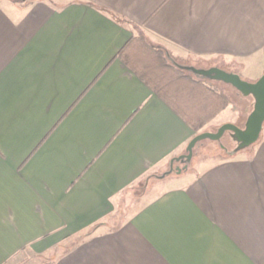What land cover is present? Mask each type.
Segmentation results:
<instances>
[{
  "label": "crops",
  "instance_id": "obj_1",
  "mask_svg": "<svg viewBox=\"0 0 264 264\" xmlns=\"http://www.w3.org/2000/svg\"><path fill=\"white\" fill-rule=\"evenodd\" d=\"M137 31L264 75V0H0V264H264V128L251 152L184 158L198 131L120 58Z\"/></svg>",
  "mask_w": 264,
  "mask_h": 264
},
{
  "label": "trees",
  "instance_id": "obj_2",
  "mask_svg": "<svg viewBox=\"0 0 264 264\" xmlns=\"http://www.w3.org/2000/svg\"><path fill=\"white\" fill-rule=\"evenodd\" d=\"M119 55L127 67L196 131L230 105L221 89L170 64L164 51L143 34L135 35Z\"/></svg>",
  "mask_w": 264,
  "mask_h": 264
},
{
  "label": "rangeland",
  "instance_id": "obj_3",
  "mask_svg": "<svg viewBox=\"0 0 264 264\" xmlns=\"http://www.w3.org/2000/svg\"><path fill=\"white\" fill-rule=\"evenodd\" d=\"M138 34L145 35L141 31H137V35ZM147 39L149 40L148 37H147ZM149 42L152 43L150 40H149ZM164 55L167 57L168 62L170 64L175 65L178 68H181L184 72L192 75L193 78H195L197 80H204L205 79V80L209 81L211 84H213L214 86H216L217 88L221 89L228 96V100L230 102V105L232 103H234L239 108H241V110L243 112L246 113L245 114L246 115L245 120L239 121L238 127L243 129V130L247 129V124L249 122V118H250V116L254 110V106L256 103V98L253 95H249V96L247 95L246 96V95L242 94L239 90H237L231 84H227V83L219 81V80L205 78V77H202L201 75H198V73H196V71H207V70L213 69V67H209L208 64H206L204 62L196 61L194 59H188V60L175 59L173 57H168L165 52H164ZM219 62H220L221 67H219L218 69L224 70L227 73L235 74V73H232V70H238L236 68L238 65L235 62L234 63H231V62L228 63L225 60L216 61V63H219ZM234 65H236V66L234 67ZM199 66H201V67H199ZM243 96L249 97V98H247L245 100V98H243ZM219 129H220V127H216L215 122H213V119H212L207 125H205V127H202L200 130H198L197 136L200 134H203V133H217ZM260 137H261V135H260ZM260 137H259V139H260ZM259 139H258V141H259ZM256 143L243 147L242 143L236 138L234 133L227 132L225 134V136L220 141L214 142V141H210V140H204V141L199 142L196 145V147L194 148L192 161L195 160V158H197V156L203 154L204 148H207L208 146H214V147H216L215 149H217V150H215V149L211 150V154L217 153V151L218 150L220 151L222 148L224 151L223 155L225 157H227V156L233 157V156H237L240 154H245L246 151L251 152L254 148V145H256ZM206 151H208V150H206ZM188 161L185 159V162H183L181 164H176L173 167V170L175 171L174 174L178 175L179 173L181 174V173L187 172L188 170L193 168L189 164ZM60 253H61V251L55 249L51 252H48L46 254L41 255V254L35 253L34 251H32L30 249H24L21 253H19V255L14 260L10 261L8 264H56L59 256L61 255Z\"/></svg>",
  "mask_w": 264,
  "mask_h": 264
},
{
  "label": "water",
  "instance_id": "obj_4",
  "mask_svg": "<svg viewBox=\"0 0 264 264\" xmlns=\"http://www.w3.org/2000/svg\"><path fill=\"white\" fill-rule=\"evenodd\" d=\"M28 1V0H23ZM198 75L205 78L219 80L233 85L244 95H253L256 98L254 110L249 118L247 129L243 130L234 124H225L220 127L217 133H203L196 136L188 146V155L184 158L191 160L196 145L204 140L220 141L227 132L235 134L242 146H249L256 143L264 128V75L256 82L249 83L241 79L237 74H230L224 70L213 68L207 71H196Z\"/></svg>",
  "mask_w": 264,
  "mask_h": 264
}]
</instances>
